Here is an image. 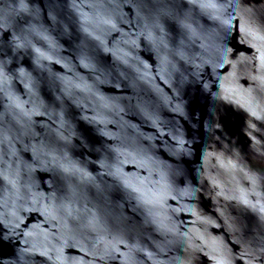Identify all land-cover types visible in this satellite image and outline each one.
<instances>
[{
  "label": "water",
  "instance_id": "obj_1",
  "mask_svg": "<svg viewBox=\"0 0 264 264\" xmlns=\"http://www.w3.org/2000/svg\"><path fill=\"white\" fill-rule=\"evenodd\" d=\"M263 41L264 0H0V264L107 208Z\"/></svg>",
  "mask_w": 264,
  "mask_h": 264
}]
</instances>
